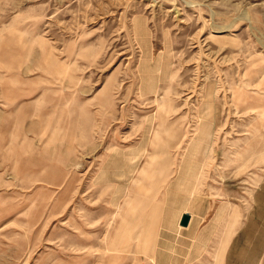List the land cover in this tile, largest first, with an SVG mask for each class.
Wrapping results in <instances>:
<instances>
[{
    "label": "rangeland",
    "instance_id": "obj_1",
    "mask_svg": "<svg viewBox=\"0 0 264 264\" xmlns=\"http://www.w3.org/2000/svg\"><path fill=\"white\" fill-rule=\"evenodd\" d=\"M224 202L237 243L223 221L208 249L166 232ZM255 254L264 0H0V264Z\"/></svg>",
    "mask_w": 264,
    "mask_h": 264
},
{
    "label": "crops",
    "instance_id": "obj_2",
    "mask_svg": "<svg viewBox=\"0 0 264 264\" xmlns=\"http://www.w3.org/2000/svg\"><path fill=\"white\" fill-rule=\"evenodd\" d=\"M227 203H219L215 208L211 207L208 204L204 207L205 212L203 214H194L193 216L188 213L187 211H182L178 214L176 221L173 224L172 229H165L167 233L173 232V234H185L190 237L191 246L189 250H194L196 248H202L203 246L205 249L207 247L212 248V238L216 234H218L219 228L218 225L221 221L226 222L224 225V229L222 230L223 234L227 233V228L230 225L232 236L235 235V243L240 240V235L244 232V223L243 219L239 210V207H235V215H233V208L234 207H226ZM229 206V205H228ZM231 210L230 212H222L223 210ZM187 213L190 216L189 222L187 226L179 225L180 218L182 214ZM235 216V217H234ZM241 221V225L237 228L238 224ZM241 226V227H240ZM220 227V226H219ZM237 228V229H236ZM173 230V231H172ZM231 241V238H229ZM230 241L227 242L225 249H229ZM241 242H244V239H241ZM201 245V246H198ZM208 249V248H207ZM258 254L253 255L251 258L253 259V264H256L258 261Z\"/></svg>",
    "mask_w": 264,
    "mask_h": 264
},
{
    "label": "water",
    "instance_id": "obj_3",
    "mask_svg": "<svg viewBox=\"0 0 264 264\" xmlns=\"http://www.w3.org/2000/svg\"><path fill=\"white\" fill-rule=\"evenodd\" d=\"M189 219H190L189 214H187V213L182 214L180 221H179V225L187 226Z\"/></svg>",
    "mask_w": 264,
    "mask_h": 264
}]
</instances>
